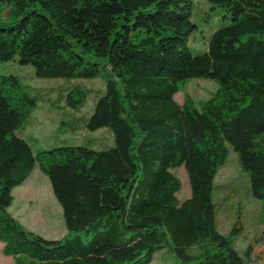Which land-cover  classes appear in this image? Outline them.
<instances>
[{
	"label": "trees",
	"instance_id": "obj_1",
	"mask_svg": "<svg viewBox=\"0 0 264 264\" xmlns=\"http://www.w3.org/2000/svg\"><path fill=\"white\" fill-rule=\"evenodd\" d=\"M181 1L0 0V62L66 80L43 95L73 113L88 98L82 80H101L91 115L69 128L114 135L109 148L34 153L17 134L38 97L18 76L0 75V242L14 264H151L162 251L176 264H261L251 252L257 232L241 252L240 222L219 232L213 193L233 151L264 214V0H205L223 15L201 54L189 46L191 0L173 8ZM203 78L218 85L208 100L177 103L188 80ZM181 166L191 196L179 203L172 170ZM36 168L62 208L60 239L27 230L9 212Z\"/></svg>",
	"mask_w": 264,
	"mask_h": 264
},
{
	"label": "rangeland",
	"instance_id": "obj_2",
	"mask_svg": "<svg viewBox=\"0 0 264 264\" xmlns=\"http://www.w3.org/2000/svg\"><path fill=\"white\" fill-rule=\"evenodd\" d=\"M189 0H182L174 4L173 8L180 10L182 4ZM192 21L197 30L190 38V49L193 54H201L208 49V40L215 29L220 27L223 12L221 9H212L205 0H191ZM8 11L4 12V17ZM0 75H16L22 83L29 87L32 94L38 97V107L28 124L18 132L32 146L34 153L38 150L52 149L58 146H95L113 147L114 135L110 129L104 128L95 133L83 129L70 132L69 123L81 127L79 116L89 117L97 96V90L104 88L101 80H82L80 83L89 90L86 105L81 113L60 104L61 108H51L50 102L43 94L52 87H59L67 82L64 79H39L34 74V68L23 66L18 61L0 62ZM218 85L211 79L188 80L183 89L175 95V100L183 104L187 97L194 101L208 100L217 90ZM43 92V93H42ZM50 99H56L51 95ZM61 101V100H59ZM68 125V126H67ZM90 143H88V142ZM92 143V144H91ZM179 178L181 188L176 193L179 203L191 196V187L188 174L184 166L172 170ZM218 182L224 181L225 186L215 189L214 203L221 205L216 210L218 230L222 234L229 231L240 222L243 225L242 234L236 239L235 248L242 251L256 234L251 245L252 259L264 264V226L258 228L264 219L261 202L250 194L249 174L244 172L238 162L237 155L231 151L224 166L219 170ZM237 186L238 193L232 188ZM14 203L9 212L27 230L45 239H60L65 236L66 228L62 208L56 200L49 179L36 168L30 177L13 192ZM227 197L222 200L221 197ZM3 244L0 242V264H14L12 257L2 253ZM151 264H176L171 254L162 251L155 254Z\"/></svg>",
	"mask_w": 264,
	"mask_h": 264
},
{
	"label": "crops",
	"instance_id": "obj_3",
	"mask_svg": "<svg viewBox=\"0 0 264 264\" xmlns=\"http://www.w3.org/2000/svg\"><path fill=\"white\" fill-rule=\"evenodd\" d=\"M222 175V174H221ZM220 175V176H221ZM218 176H219V174H218ZM218 176H217V178H216V181H215V185H216V189H219V188H222V187H224L225 186V183H224V181H220V182H218L219 180H217L218 179ZM220 176H219V178H220ZM234 191V194L236 193H238V189H237V186H235L234 188H232V192ZM227 197H225V196H222L221 197V199L222 200H225ZM221 205V204H220ZM263 221V220H262ZM262 221H261V223H262ZM260 223V224H261ZM264 226V224L263 225H261L259 228H262Z\"/></svg>",
	"mask_w": 264,
	"mask_h": 264
}]
</instances>
